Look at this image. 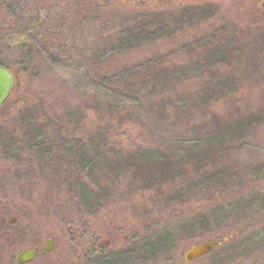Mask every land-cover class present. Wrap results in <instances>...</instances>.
I'll list each match as a JSON object with an SVG mask.
<instances>
[{
    "label": "rangeland",
    "instance_id": "1",
    "mask_svg": "<svg viewBox=\"0 0 264 264\" xmlns=\"http://www.w3.org/2000/svg\"><path fill=\"white\" fill-rule=\"evenodd\" d=\"M0 2L9 7H3L0 15V51L8 57L11 65L7 68L15 76L12 91L0 108V264H17V254L34 247L38 248L36 257L24 264H110L127 249L126 242L134 235L140 243L149 242L150 249L147 254L141 250L143 255L129 264H264L261 0ZM22 7L26 13L21 15L15 10ZM156 12L167 14L171 26L141 32L144 38L139 41H126L131 33L124 36L121 31L132 25L137 15L143 23ZM214 33L229 38L225 36L222 51L209 58L195 47ZM21 41L35 50L31 63L20 60L16 42ZM155 57L160 65L140 86L141 96L133 108L139 126L105 127L99 133L101 117L112 111L102 110L105 96L88 85L85 76L96 69L119 71L120 76ZM215 60L219 63L214 66L217 72L213 70ZM124 77L118 78L120 83L127 80ZM231 85L237 88L233 96L238 99L236 107L248 103L254 117L235 156L239 166L230 184L219 189L221 216L215 213L205 229H181L183 216L201 200L173 205L159 201L155 205L146 194L137 193L130 198L118 196L77 221L71 203L79 184L68 173L69 167L75 169L77 165L61 151L67 143L76 144L74 137L87 134L88 153L99 154L98 150L104 148L115 155L118 150L112 139L116 137L119 160L149 148H160L177 159L184 154V147L199 150L209 145L203 131L178 124L176 114H187L211 93ZM106 105L113 109L115 104ZM25 127L32 134H41L39 138L45 132L44 139L52 147L47 161L30 151L32 138L22 134ZM104 133L109 140L105 138L102 143ZM70 150L69 158H80L78 146ZM206 155L210 161L219 153L210 148ZM155 162H160L158 154L143 159L141 164L148 168ZM103 164L109 163L104 160ZM164 168L172 169L169 165ZM205 203L202 205H210L207 200ZM153 219L158 223L152 225ZM47 239L52 240L50 251L44 249ZM211 240L218 243L210 252L184 260V253L192 245ZM98 243L105 245L99 247Z\"/></svg>",
    "mask_w": 264,
    "mask_h": 264
},
{
    "label": "trees",
    "instance_id": "2",
    "mask_svg": "<svg viewBox=\"0 0 264 264\" xmlns=\"http://www.w3.org/2000/svg\"><path fill=\"white\" fill-rule=\"evenodd\" d=\"M3 7L5 10L9 9L6 3L0 2V15H3ZM15 11L21 15L26 13L23 7L21 10ZM160 13H152L155 17L150 20L144 19L143 23L140 15H137L132 25L128 24L121 31L124 36L127 33H131L126 41H139L144 38L139 35L141 32L157 29L161 31L171 26V18L164 12ZM36 26L42 25L35 24L34 27ZM6 29L11 30L9 26ZM225 36L224 33L220 36H217L216 33L211 34L206 40L201 39L198 41L199 43L195 48H200L204 55L211 58L215 56L214 54L222 51ZM228 38L229 36H226V39ZM149 39H155V37L150 36ZM108 42H113V39H109ZM7 43L10 44L11 42L7 41ZM16 45L19 48L20 60L26 64L31 63L36 54L31 45L25 44V41L16 42ZM146 60L140 65L131 67V71H127L129 75L126 72L124 74L121 73L119 76V71L112 72L111 70L102 71L101 69H96L97 71L95 70L85 76L88 85L92 86L98 93L102 92L101 94H104L105 98L100 104L103 105L101 107L102 110L112 111L111 114L107 115L102 111L105 117L102 118L100 115L102 126L99 133H102L105 127L116 128L125 124H136L139 126L137 123L138 118L133 113V108L136 106L135 102L139 101L138 98L141 96L139 88L160 65V61L158 63V58L156 57L147 58ZM215 61L213 62V67L219 64H217V60ZM0 64L6 67L11 65L8 57L1 51ZM213 70L217 72L218 68L214 67ZM122 76L126 77H124V80L127 79L124 83H120ZM232 85L224 90L219 89L211 93L210 96L201 101V105L194 106L187 114H176L178 124L191 125L193 128L203 131L204 138L208 140L207 144L209 146L204 149L200 148L202 151L192 148L188 150L184 147L182 148V150H185L183 151L184 154L180 153L177 159H173L166 155L165 152L162 153L160 148H149L145 153L133 152L119 160L117 153L120 149L115 146L119 145V141L116 137L112 139L114 148L118 150L115 155L104 148L98 150L99 154L88 153L87 143L90 144V140H88L89 135L87 134L74 137L76 144L67 143L61 151L66 153L65 158L67 160L77 165L75 169L72 167L68 168V173L73 175L74 180L79 184V191H74L76 194L73 195L74 203H71V209L73 208L71 212L76 215L77 221H80L83 216L86 217L98 212L100 210L99 207H103L118 196L120 198H130L137 193L146 194L155 205L159 201L164 205H173L186 200H196V198L201 200L202 203L199 206L195 205L192 210L188 211L187 215L183 216L182 222L184 221V224H181V229H205L206 224H210V218L212 217L213 219L215 217V213L217 216H221L220 211H222L223 205H218L222 198L219 189L230 184L231 175L239 166V164H235L237 161L235 156L239 153V147L243 144L247 133L251 129L254 117V113L248 103L236 107L239 103L235 100L238 99L233 96L237 93V88ZM224 99H228V102H221ZM109 103V106L115 104L113 109L104 107V105L108 106L106 104ZM168 106L173 110L170 104ZM219 106H222L221 110L218 108ZM41 126L44 128V125ZM42 127L40 129H43ZM27 130V127H25L22 134L24 137L31 136L32 138L30 151L41 160L47 161V156L52 155L48 150H51L52 147L44 139L45 132L43 131L44 136L39 138L41 134H32L30 130ZM105 138L109 140L104 133L100 141L105 143L103 142L106 140ZM71 146H78L79 159H76L73 155L71 158L68 157L70 152H72L70 150ZM210 148L217 151L219 155L209 161L206 151ZM156 154H158L160 162L150 163L147 165L148 168L145 167V164H141L143 159L154 158ZM104 160L108 161L109 164L107 166L103 164ZM167 165L171 166L172 169L164 168ZM104 166L106 167L105 169ZM198 196L200 197L198 198ZM206 200L209 201V206L202 205L206 204ZM155 223L158 222L153 219L152 225ZM148 243H140L137 241V235H134L133 240L126 242L127 249L123 253L118 254L120 255L118 258H116V255L110 264H129L135 257L139 258L143 255L141 250L143 252L146 251L145 254L149 252L150 246H148Z\"/></svg>",
    "mask_w": 264,
    "mask_h": 264
},
{
    "label": "water",
    "instance_id": "3",
    "mask_svg": "<svg viewBox=\"0 0 264 264\" xmlns=\"http://www.w3.org/2000/svg\"><path fill=\"white\" fill-rule=\"evenodd\" d=\"M264 8V0L262 2ZM15 76L13 72L6 66L0 64V107L6 101L10 92L12 91L14 85ZM217 240L200 242L198 244L192 245L185 253L184 259L186 261L194 260L204 254L210 252L217 245ZM52 240L47 239L44 249L45 251H50L52 249ZM36 257L35 249H26L19 252L16 256V261L19 264H24L26 262L32 261Z\"/></svg>",
    "mask_w": 264,
    "mask_h": 264
},
{
    "label": "flooded vegetation",
    "instance_id": "4",
    "mask_svg": "<svg viewBox=\"0 0 264 264\" xmlns=\"http://www.w3.org/2000/svg\"><path fill=\"white\" fill-rule=\"evenodd\" d=\"M262 2H263V0H261V7L263 8V6H262ZM262 12H264V8H263V11ZM104 244V243H103ZM102 243H98L97 244V246H101V245H103ZM105 245V244H104ZM31 249H35L36 250V255H37V253H38V248H36V247H34V248H31ZM26 250V249H25ZM15 260H16V258H15ZM185 260V259H184ZM16 263H17V261H16ZM17 264H19V263H17Z\"/></svg>",
    "mask_w": 264,
    "mask_h": 264
}]
</instances>
